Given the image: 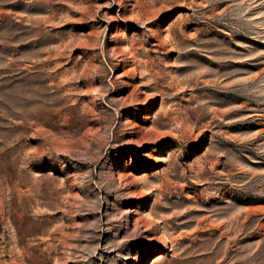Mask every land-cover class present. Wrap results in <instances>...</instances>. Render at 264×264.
<instances>
[{
    "label": "rangeland",
    "instance_id": "1",
    "mask_svg": "<svg viewBox=\"0 0 264 264\" xmlns=\"http://www.w3.org/2000/svg\"><path fill=\"white\" fill-rule=\"evenodd\" d=\"M0 264H264V0H0Z\"/></svg>",
    "mask_w": 264,
    "mask_h": 264
}]
</instances>
